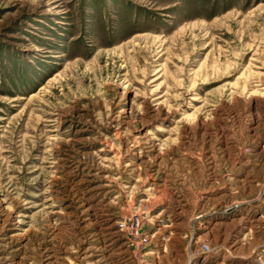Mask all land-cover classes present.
Listing matches in <instances>:
<instances>
[{
  "label": "rangeland",
  "instance_id": "obj_1",
  "mask_svg": "<svg viewBox=\"0 0 264 264\" xmlns=\"http://www.w3.org/2000/svg\"><path fill=\"white\" fill-rule=\"evenodd\" d=\"M0 264H264V0H0Z\"/></svg>",
  "mask_w": 264,
  "mask_h": 264
}]
</instances>
